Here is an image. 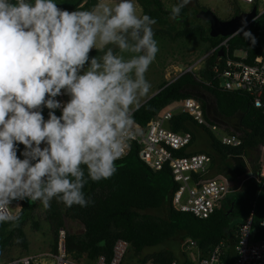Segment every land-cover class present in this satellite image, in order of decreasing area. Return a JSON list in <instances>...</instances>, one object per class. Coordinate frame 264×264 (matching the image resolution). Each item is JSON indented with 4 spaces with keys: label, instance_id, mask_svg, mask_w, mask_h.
I'll list each match as a JSON object with an SVG mask.
<instances>
[{
    "label": "clouds",
    "instance_id": "1",
    "mask_svg": "<svg viewBox=\"0 0 264 264\" xmlns=\"http://www.w3.org/2000/svg\"><path fill=\"white\" fill-rule=\"evenodd\" d=\"M156 23L135 0H0V224L18 226L10 208L22 201L94 203L85 186L116 174L150 94ZM244 27L236 33L254 45Z\"/></svg>",
    "mask_w": 264,
    "mask_h": 264
},
{
    "label": "trees",
    "instance_id": "2",
    "mask_svg": "<svg viewBox=\"0 0 264 264\" xmlns=\"http://www.w3.org/2000/svg\"><path fill=\"white\" fill-rule=\"evenodd\" d=\"M136 1L142 7L141 13L157 20L153 26L155 34H168L171 38H176L198 30L200 38L208 41L211 47L225 38L222 35L211 36L209 26L203 27L196 23L184 22L183 26L175 28L169 22L170 10L164 7L162 0ZM231 1L237 3L240 0ZM56 2L66 7H89L95 0ZM250 5H255L257 10V2ZM182 11L184 8L181 13ZM244 31H250L256 38V43L253 45L251 40L245 39L243 32L235 33L227 39L228 53L233 55L237 50H245L247 62H252L256 55L264 57V12L244 27ZM217 51L218 49H214L205 57L204 66L214 60ZM199 74L208 77L205 69ZM197 75L195 71H185L170 82L162 81L158 88L163 87L141 103L139 109L134 112V119L144 125L153 114L170 102L186 96L196 97L201 102L205 117L221 125L226 132L237 133L240 142L223 143L192 115L178 112L168 119L167 125L176 131H190L191 139L185 146L175 149L174 153L209 154L211 159L207 169L203 172H193L194 178L222 174L234 184L232 195H226L221 205L206 217L177 209L172 205L171 197L179 183L174 180L168 166L152 168L139 158L136 147H133L126 156L116 162L118 171L110 179L89 181L85 186L86 196L94 201L92 205L83 208L74 205L69 208L54 199L50 209L44 208V217L55 234L53 250L56 248L58 228L64 226L65 218H70L80 221L83 231H66V250L76 259L86 258V263H91L101 253L110 257L113 243L118 237L129 241L126 262L142 263L152 259L166 264H194V260L185 250L179 251L174 247L172 241L175 237L193 239L200 256L205 255L220 239L228 238L230 245L225 253L229 259L235 253L233 243L238 226L246 217L252 201H255L252 227L256 236L264 237V224H260L264 213V188L261 180L249 177L235 188L244 176L250 172L259 174L261 170L260 146L264 142V113L261 108L253 105L252 97L246 91L220 87L218 81L207 85L202 83ZM199 89L212 96L211 106L198 95ZM36 204L37 202L22 201L21 208L16 213L21 217L18 226L0 224L1 258L7 259L11 247L16 243L24 248L28 246L24 224L31 220L37 226V221L32 220V211ZM164 243L171 245L154 248ZM149 247L153 249L144 253V249Z\"/></svg>",
    "mask_w": 264,
    "mask_h": 264
},
{
    "label": "built area",
    "instance_id": "3",
    "mask_svg": "<svg viewBox=\"0 0 264 264\" xmlns=\"http://www.w3.org/2000/svg\"><path fill=\"white\" fill-rule=\"evenodd\" d=\"M240 1L249 4L257 2L258 15L264 12V0ZM227 39L228 37H225L211 48L210 53L214 49L219 50L220 48H222V52L217 53L210 64L204 66V59L198 58L180 73L197 69L195 71L196 74L198 73L197 78L204 84L208 85L213 81H218L220 87L246 91L252 97L253 105L261 108L264 113V57L256 55L252 62H247L245 61L247 54L245 50H238L230 55ZM204 69L207 71L208 77L199 74ZM178 112H187L192 115L198 123L209 128L215 137L223 143L238 144L240 142L237 133L226 132L219 124L205 117L201 102L196 97L186 96L162 107L144 125L134 119V137L129 141L130 148L126 155L133 147H136L139 158L152 168L160 169L165 165L168 166L174 180L179 183L171 197L172 205L177 209L191 211L199 217H206L221 205L222 199L234 188H230L229 180L221 174L194 178L193 172H203L207 169L211 159L209 154L205 152H193L185 155L174 153L175 149L185 146L191 139L190 131H176L167 125L168 119ZM261 149L262 162L259 174L250 172L240 180L235 188H238L249 177L261 180V185L264 188V142L261 144ZM21 205L22 202H19L10 210L16 214ZM254 213L255 201H252L246 217L238 226L236 240L233 243L235 252L233 257L226 258L225 252L230 243L228 238H223L216 242L205 255L200 256L196 251L197 256L191 257L194 264H264V237L255 235L252 227ZM260 224H264V213ZM65 235V228H58L56 248L53 252H46V255L51 259L49 262L38 261L37 256L40 253L37 255L24 253L8 259L1 258L0 264H166L152 259L142 263L126 262L129 241L123 237H118L114 241L110 257L101 253L91 263H86L68 254ZM183 244L192 254V249H195V241L190 237H185Z\"/></svg>",
    "mask_w": 264,
    "mask_h": 264
},
{
    "label": "rangeland",
    "instance_id": "4",
    "mask_svg": "<svg viewBox=\"0 0 264 264\" xmlns=\"http://www.w3.org/2000/svg\"><path fill=\"white\" fill-rule=\"evenodd\" d=\"M162 1L164 7L169 10L171 5L177 3V0ZM199 6L210 8L219 18H228L237 13L240 8L246 7V9H248L251 5L242 1L233 3L231 0H191V3L184 7V11L180 13V16L176 20L169 19L170 24L175 28L183 26L184 22L196 23L203 27H208V21L197 16L198 10L200 9ZM154 38L158 41L159 52L157 53L155 61L145 74L146 79L150 81L152 85L149 96L158 89V86L162 81L173 79L181 72V70L187 65L194 63L198 58L205 59V57L210 54L212 48L208 41L200 38L198 30L176 38H171L168 34L158 33L155 34ZM237 53L239 54L240 52ZM197 91L198 95L203 97L211 106L213 103L212 96L201 89ZM146 98H142L141 102ZM220 127L222 128L221 125ZM229 183L230 188L232 189L234 184L230 181ZM231 192L232 190L227 193L228 197L232 195ZM32 220L37 221V226H35L31 220H27L24 224L28 246L24 248L21 244H14L8 253V257L24 253H34L36 255L37 253H40L37 256L38 261L49 262L51 259H49L50 256L46 255V252L54 251L52 245L55 234L51 229L49 222L45 219L44 208L39 202H37L32 211ZM63 227L67 232L80 233L83 231L82 223L76 219L65 218ZM172 243L175 245L174 247L176 249H179V251L180 249L185 250L190 257L197 256L195 249H192V254L189 252V249L183 244V239L175 237ZM169 245H171V243H164L155 246L154 248ZM152 249L153 247L145 248L144 253L151 251ZM80 259L82 261H87L84 257H80Z\"/></svg>",
    "mask_w": 264,
    "mask_h": 264
},
{
    "label": "water",
    "instance_id": "5",
    "mask_svg": "<svg viewBox=\"0 0 264 264\" xmlns=\"http://www.w3.org/2000/svg\"><path fill=\"white\" fill-rule=\"evenodd\" d=\"M197 16L209 22V34L211 36L222 35L229 38L236 33L237 29H240L242 27V21H245L247 26L255 17L258 16V12L256 10V6L252 5L250 8L240 10L228 18H219L210 8L202 7L198 10ZM217 52L221 53L222 48H220ZM171 80H168V82H170ZM162 87L163 86L158 88L149 97L154 95ZM149 97H147L146 99H148ZM145 100H143L141 103H143Z\"/></svg>",
    "mask_w": 264,
    "mask_h": 264
},
{
    "label": "crops",
    "instance_id": "6",
    "mask_svg": "<svg viewBox=\"0 0 264 264\" xmlns=\"http://www.w3.org/2000/svg\"><path fill=\"white\" fill-rule=\"evenodd\" d=\"M136 4H137V11H138V14L141 13L142 11V7L139 5V3L135 0ZM218 124V123H217ZM220 126V125H219ZM223 129V128H222ZM218 175V174H217ZM222 175V174H221ZM222 203V202H221ZM1 259V257H0ZM3 259V258H2ZM41 262H46V261H41Z\"/></svg>",
    "mask_w": 264,
    "mask_h": 264
},
{
    "label": "flooded vegetation",
    "instance_id": "7",
    "mask_svg": "<svg viewBox=\"0 0 264 264\" xmlns=\"http://www.w3.org/2000/svg\"><path fill=\"white\" fill-rule=\"evenodd\" d=\"M243 9H246V7H244V8H240V10H243ZM240 10H239V11H240Z\"/></svg>",
    "mask_w": 264,
    "mask_h": 264
}]
</instances>
